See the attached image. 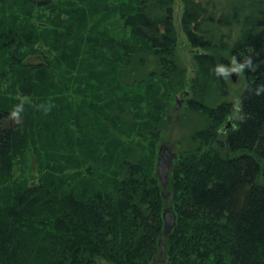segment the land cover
<instances>
[{
  "label": "trees",
  "instance_id": "obj_1",
  "mask_svg": "<svg viewBox=\"0 0 264 264\" xmlns=\"http://www.w3.org/2000/svg\"><path fill=\"white\" fill-rule=\"evenodd\" d=\"M30 2L44 7L50 5L51 0ZM184 3L182 25L189 41L198 48L194 61L201 84L215 80L223 83L224 75L218 74L216 68L227 65L233 58L237 66L251 60V66L241 69L246 83L240 95L238 115L232 125L225 128V136L218 139L217 123L198 134L212 130L214 140L224 151H205L197 162L188 165L187 177L183 176L184 196L177 208L180 219L187 220V225L180 228L175 220L171 230L165 233L160 198L163 187L153 166V157L145 161L146 165L119 154L115 159L113 153L118 148L121 151L127 139L123 134L129 135L138 129L144 121L139 123L138 118L145 117L134 111L129 127L124 128L118 121L119 113L124 112L119 105L122 97L113 96L103 102L109 107L108 112L98 102L86 104L87 110L100 116L93 159L99 161L98 155L110 147L109 166L116 163V174L121 176L111 184L113 192L104 186V191L82 198L75 189H62L61 180L57 184L48 180V185L24 189L12 196L8 194L0 201V264H98V259L106 261L105 264H151L157 259L159 246L160 253L167 254V259H159L163 264L167 261L168 264H264V0H247L246 3L239 0L218 20L212 14H205L207 8L201 0H184ZM172 12V0H138L134 9L121 17L130 38L139 41L141 49L146 48L158 56L165 69L171 68L161 79L169 80L164 82L165 86L173 87L171 93H174L187 87V83L177 78L172 81L174 73L178 75V71L172 69H177ZM204 21L214 26H205ZM235 24L238 30L234 40L229 42ZM57 34L56 31L55 36ZM18 46L15 53L10 52L8 56L6 72L15 71V67L23 71L52 68L48 58L37 63L23 62ZM125 47L130 51L124 59L132 60L134 48ZM216 50L226 51L228 56H217ZM170 72L173 73L171 78ZM20 87L21 94H42L43 101L36 100L35 105L0 95V180L4 181L11 177L13 158L23 134L15 128L17 125L5 126L1 119H9L13 107L21 103L23 126L34 113L38 118L45 116L40 106L48 107L45 98L51 93L50 85L44 86L42 82L30 84L22 79ZM159 90L155 88L152 94L156 103L151 107L148 104L149 118L141 128L153 137H158L159 131L150 117L155 111L161 113L157 105H163L168 96L166 89L161 93ZM208 109L217 120L225 111H233L231 103L226 101ZM154 153L155 148L152 156ZM184 158L187 163V154ZM184 167L182 165V170ZM169 174L170 170L168 177ZM190 227L194 231L197 227L198 232L186 235ZM162 235L167 236V242H163ZM201 236L208 242L206 245L212 244L204 253L199 248ZM193 253L199 259L202 257V262L187 258ZM210 257L212 260L208 262Z\"/></svg>",
  "mask_w": 264,
  "mask_h": 264
},
{
  "label": "rangeland",
  "instance_id": "obj_2",
  "mask_svg": "<svg viewBox=\"0 0 264 264\" xmlns=\"http://www.w3.org/2000/svg\"><path fill=\"white\" fill-rule=\"evenodd\" d=\"M137 1L51 0L50 5L43 7L30 0H0V73L3 74L0 77L1 97L20 98L22 102H31L35 105L37 101H43L42 94L38 96L21 94L19 87L22 79L30 84L33 82H42L44 86L49 84L51 92L49 97L45 98L46 105L48 107L51 105L49 114L38 118L34 113L25 126L21 115L17 121L11 117L1 119L5 126L17 125L15 128L23 134L13 158L11 177L6 181L0 180L1 202L8 194L12 196L24 189L41 184L48 185V180L55 184L61 180L62 189H75L82 198L99 190L104 191V186L112 193L111 184L121 176L116 174L118 172L116 163L109 166L111 150L108 144H106L109 147L108 151L98 155L99 161L93 159L97 142L95 130L99 126L100 116L87 110L86 104L98 102L108 112L109 107L103 102L113 96L116 99L122 97L119 105L124 112L119 113L118 121L127 128L134 111L145 117L141 120L138 118L139 123L143 120L144 123L149 118L148 104L151 107L152 103H156L152 94L158 87L160 93L164 89L168 91L163 105L157 102L161 113L155 111L156 113L150 115V119L155 120L153 126L157 125L158 137H153L154 135L145 129L141 130L143 126L141 122L142 125L138 129L129 135L123 134L127 137L123 148L121 147L122 150L120 148L123 153H120L118 148L113 154L115 159L119 158V154L129 161H140L143 164L153 157V166L156 167L159 146L170 147L176 153V157L170 168L167 185L160 190L161 213L168 208L173 209L180 228L184 227V224L187 225V220L180 219L177 211L184 196L186 182L183 176L187 177V167L197 162L205 151L213 149L220 153L224 151L214 140L212 130L198 134L207 126H211L212 129L217 123L218 139L225 136L223 127L232 125L238 115L240 95L246 83L245 77L241 70L233 71L237 65L230 61L227 65H222L228 72L223 83L219 80L210 84L200 83L201 79L194 61V53L198 48L189 41L182 25L184 0H172L173 25L177 38L175 54L177 69H172L178 71V75L174 73L172 77L173 73L170 72V78L172 77L173 82L176 78L183 80L187 87L171 93L173 87L167 89L168 86L164 83L169 80L161 79L163 73L167 74L171 68L165 69L158 56L146 48L141 49L140 42L130 38L128 30L123 26L121 15L133 10ZM201 1L207 8L205 14H212L218 20L239 0ZM246 1L243 0L244 3ZM204 24L214 26L206 21ZM237 30L238 25H233L232 38L229 42L234 40ZM56 31L58 34L55 36ZM17 44L19 45L17 52L23 62L37 63L48 58L52 68L46 71H23L15 67V71L6 72L10 62L8 56L10 52L15 53ZM125 45H132L134 48L132 50L135 57L132 60L124 59V55L130 51ZM215 53L217 56L221 54L228 56V52L223 50H216ZM153 72L156 74L152 75ZM192 83L195 84L194 87L191 86ZM185 90L186 95L183 93ZM177 99L182 100L179 107H176ZM190 100H193V103ZM224 101L231 103L233 111L231 113L225 111L217 120L211 114L212 110L209 111L208 108L218 106ZM139 105L141 107H138ZM38 129H42L41 132ZM135 131L137 135L133 133ZM119 134L122 135L121 132ZM153 148L156 154L152 156ZM186 154L187 163L184 159ZM181 164L185 166L183 170ZM109 196L115 198L111 194ZM192 232H198L197 227L195 231L190 227V232L186 235ZM162 236L163 242H167V236ZM199 239H201L199 248L203 253L209 246L212 247V244L206 245L208 242L202 236ZM158 250L156 261L162 257L167 259L166 252L160 253V246ZM189 255L187 258H196L193 259L196 262L203 259L202 257L199 259L194 253ZM208 260L210 262L212 258ZM105 262L98 259V264Z\"/></svg>",
  "mask_w": 264,
  "mask_h": 264
},
{
  "label": "water",
  "instance_id": "obj_3",
  "mask_svg": "<svg viewBox=\"0 0 264 264\" xmlns=\"http://www.w3.org/2000/svg\"><path fill=\"white\" fill-rule=\"evenodd\" d=\"M235 74H233L234 76ZM184 94H187V91L184 92ZM181 99H177L176 107H179L181 104ZM230 121V119L228 120ZM228 125L224 127L227 128ZM176 157V153L168 146L166 145H160L157 151V158H156V173L158 175V178L160 180V183L163 188L167 185L168 180V173L170 170V167L172 165L173 159ZM163 219H164V231L167 233L171 230L174 221H175V215L172 209L168 208L164 210L163 212ZM151 264H163L160 261H153Z\"/></svg>",
  "mask_w": 264,
  "mask_h": 264
},
{
  "label": "clouds",
  "instance_id": "obj_4",
  "mask_svg": "<svg viewBox=\"0 0 264 264\" xmlns=\"http://www.w3.org/2000/svg\"><path fill=\"white\" fill-rule=\"evenodd\" d=\"M232 63H233L234 65L236 64V60H235V58H233ZM246 65H247V66H251V60H250V59H248V60L245 62V64H240V65H238L237 67H235V68L233 69V71H239V70L243 69ZM216 72H217L218 74H222V75H224L225 77H227V75H228L227 70H226L225 67L222 66V65H221V66H217V68H216ZM257 94H259V92H257ZM40 107L43 109V111L45 112V114H47V112L50 111V107H51V105H49V107H44L43 105H41ZM22 112H23V103H21V104H17V105H15V106L13 107V110H12V112L10 113V117H11L14 121H17L18 118H19V116H20V114H21Z\"/></svg>",
  "mask_w": 264,
  "mask_h": 264
},
{
  "label": "bare ground",
  "instance_id": "obj_5",
  "mask_svg": "<svg viewBox=\"0 0 264 264\" xmlns=\"http://www.w3.org/2000/svg\"><path fill=\"white\" fill-rule=\"evenodd\" d=\"M194 132V131H193ZM195 133V132H194ZM193 134V133H192ZM197 153V152H196ZM185 159V158H184ZM188 168V167H187Z\"/></svg>",
  "mask_w": 264,
  "mask_h": 264
},
{
  "label": "flooded vegetation",
  "instance_id": "obj_6",
  "mask_svg": "<svg viewBox=\"0 0 264 264\" xmlns=\"http://www.w3.org/2000/svg\"><path fill=\"white\" fill-rule=\"evenodd\" d=\"M156 261V260H155ZM158 261H160V260H158Z\"/></svg>",
  "mask_w": 264,
  "mask_h": 264
}]
</instances>
